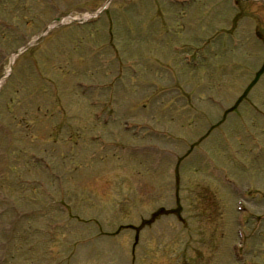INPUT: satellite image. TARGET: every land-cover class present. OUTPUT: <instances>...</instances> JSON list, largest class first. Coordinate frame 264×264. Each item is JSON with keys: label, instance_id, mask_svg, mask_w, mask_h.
<instances>
[{"label": "rangeland", "instance_id": "374dc122", "mask_svg": "<svg viewBox=\"0 0 264 264\" xmlns=\"http://www.w3.org/2000/svg\"><path fill=\"white\" fill-rule=\"evenodd\" d=\"M233 1L110 0L94 26L80 29L74 21L83 20V13L103 11L99 9L108 0H0V19H6L5 27H0V77L9 74L0 89V120L12 124L6 131L2 122L0 132H8L9 141L18 138L10 143L0 138V173L9 175L10 166L28 170L22 177L32 176L28 157L32 147L62 169L56 170L58 179L33 174L45 178L42 186L15 180L13 188L8 175L2 176L1 188L8 199L0 210V264H250L244 256L235 257L231 239L238 222L237 190L257 188L248 197L257 205L254 215L264 212V151L253 155V143L264 145V69L238 108L230 112L225 108L235 103L262 63L260 40L243 27L250 29L258 17L264 18V0H237L238 6H232ZM239 6L243 12L235 17L240 15L238 26L231 28ZM111 14L113 27L106 18ZM60 15H68L64 23ZM56 17L55 24L62 26L44 34ZM63 26L74 30L64 33ZM109 27L114 32L111 39L123 49L119 60L111 58L107 45ZM36 37L16 59L3 52ZM92 48L95 51L89 53ZM103 59L109 61L107 67ZM130 59L140 61L134 72L125 64ZM122 61L125 65L119 68ZM80 74L100 83L97 93L102 101L116 95L118 113L135 114L137 121L147 117L152 127L132 128L118 145L126 141L125 147L99 152L88 140L90 132L103 128L92 120L94 108L88 105L96 91L79 94L73 81ZM55 98L71 109L67 112L72 124L60 133L49 125L61 127L62 121L47 123L50 119L35 110L42 102L56 112ZM122 118L103 129L106 139L120 136ZM69 133L82 147H74L78 140H68ZM192 145L174 174L177 155ZM93 149L95 157L90 159ZM204 154L232 175L233 183L215 178L216 169L207 165ZM63 160L71 168H86L72 174L57 165ZM175 183L181 187L179 204L186 223H193V229L166 212L159 221L137 227L158 205L163 203L166 209L174 203ZM56 184L64 196L56 194ZM13 189L17 193L11 195ZM28 208L29 217H21ZM56 210L66 227L52 218ZM260 220L264 226V216ZM128 222L110 238L101 233ZM27 238L36 241L34 250H27ZM262 249L251 255V264H264Z\"/></svg>", "mask_w": 264, "mask_h": 264}, {"label": "bare ground", "instance_id": "6f19581e", "mask_svg": "<svg viewBox=\"0 0 264 264\" xmlns=\"http://www.w3.org/2000/svg\"><path fill=\"white\" fill-rule=\"evenodd\" d=\"M89 17V16H88ZM87 18V17H86ZM65 19V18H64Z\"/></svg>", "mask_w": 264, "mask_h": 264}]
</instances>
